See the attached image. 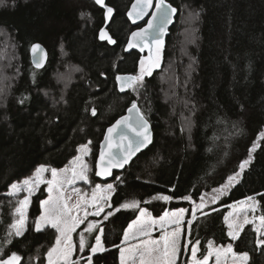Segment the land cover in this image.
Returning a JSON list of instances; mask_svg holds the SVG:
<instances>
[{
	"label": "trees",
	"instance_id": "obj_1",
	"mask_svg": "<svg viewBox=\"0 0 264 264\" xmlns=\"http://www.w3.org/2000/svg\"><path fill=\"white\" fill-rule=\"evenodd\" d=\"M132 1L108 2L114 9L109 26L117 40L113 46L98 40L104 17L93 0H6L7 6L0 7V246L16 205L4 195L8 185L31 176L40 165L64 168L89 140L91 183L81 184L91 189L102 183L95 177L99 143L133 101L150 122L153 141L109 181L116 188L115 206L139 201L154 217L165 209H190L192 203L180 198L191 195L196 203L202 195L209 198L238 170L255 141L259 147L239 183L204 209L208 217L197 212L189 239L200 240L199 258L206 254L208 240L227 246L231 241L223 217L228 205L247 197L256 198V215H264V140H257L264 132V0H170L177 11L161 66L145 77L142 88L120 93L116 75L136 74L141 57L123 50L133 30L126 18ZM35 42L49 53L41 70L30 63L29 47ZM158 195L173 199H155ZM45 198L42 185L31 198L29 225L40 215ZM104 214L88 219L101 222L110 248L96 264H119V251L112 244L121 243L123 230L138 212L122 209L109 221L103 220ZM86 227L87 222L73 234V260L90 254L78 250ZM252 227L245 226L234 251H248L250 264H264ZM95 234L84 233L89 244ZM55 235L52 229L26 231L5 252L18 253L22 264H40L31 258L39 255L43 260Z\"/></svg>",
	"mask_w": 264,
	"mask_h": 264
},
{
	"label": "snow or ice",
	"instance_id": "obj_2",
	"mask_svg": "<svg viewBox=\"0 0 264 264\" xmlns=\"http://www.w3.org/2000/svg\"><path fill=\"white\" fill-rule=\"evenodd\" d=\"M94 4L104 9V20L107 24L113 16L114 9L106 4V0H94ZM153 5L155 11L151 12L146 26L132 32L123 49L125 52L131 49L144 52L147 48L148 55L140 57L136 74L116 75L115 79L121 92L126 89L135 92L142 88L145 77L151 76L153 70L161 66L163 38L167 25L172 22V16L177 9L165 3V0H135L128 12V17L136 23L137 20L149 14L148 10ZM6 6V0H0V7ZM84 15L86 13H81V16ZM99 39L107 41L109 45L117 44V40L109 35L104 27H101L99 31ZM31 52L35 67L41 68L44 62L43 49L39 44H34ZM37 55L40 56L38 60L35 59ZM26 99L27 97H24L19 102L23 104ZM128 113L129 115L121 117L107 129L99 158L95 163V176H112L113 169H123L137 152L151 143L152 133L149 122L135 101L128 108ZM91 114L96 115L95 108L91 110ZM257 140H264V132L259 134ZM91 143L92 141L89 140L77 148L78 154L70 161L71 167L57 169L40 165L34 170L32 176L8 185V190L4 195L15 199L16 205L12 212V223L8 225L6 238L0 246V264H22V257L18 253L5 252L7 245L13 242V238L23 237L29 230L41 233L49 229L56 233L55 243L48 248L43 260L39 255L31 259L39 260L40 264H80L81 259H86V264H96V261L108 253L110 248L106 246L105 229L100 226L101 222L88 220V217H99L101 213H105L103 220L109 221L122 209H131L138 212V215L123 230L121 243L112 244V248L119 251V264H180L179 257L182 251L185 253L190 251V257L185 259L184 264H209L211 257H215V264H221L222 258L224 264H250L251 257L248 251L239 253L234 251V243L241 239V233L245 231L246 225H252V231L256 233L255 249L264 251V215H255L258 211V202L254 197H247V203L237 202L239 206L228 205L232 211L223 217V222L228 229L227 236L231 241L227 246H217L214 241L208 240L206 254L199 258L201 245L199 239L185 238L182 243V236L185 234L187 237L191 236L192 228L198 220L197 212L208 217L210 212H205L204 209L210 204H215L221 196L227 194L232 186L239 183L242 173L253 161V153L259 147L257 142L254 141L248 149V156L240 162L238 170L229 175L223 185L213 189V194L209 198L202 195L199 203H196L191 195H184L180 199L190 201L192 203L190 209L183 207L174 211L165 209L158 217H154L146 208L140 207L139 201L133 200L115 206L112 201V195L116 191L113 183L96 184L91 194L75 187L72 188L71 193L68 192V186L74 185L77 181H83L85 184L91 183L88 175L91 168L85 161V157L91 152L89 147ZM48 171L51 172L50 180L44 178V173ZM68 173H71L70 177ZM115 181L120 182L121 177L116 176ZM45 183L48 185L49 196L40 202V215L33 225H29L28 209L31 197L40 185ZM21 192L27 193L22 199L19 198ZM73 197H75L74 202ZM155 198L169 202L173 196L158 195ZM216 211L218 209H211V212ZM249 211L253 213L251 218ZM85 222H87V227L80 233L78 250L80 253L87 250L90 254L73 260V253L76 250L73 233ZM157 229L160 230L161 235L159 239H152V233ZM85 232L89 235L96 233L93 244H89L84 235ZM130 240L138 242L129 244ZM121 245L127 246L122 247Z\"/></svg>",
	"mask_w": 264,
	"mask_h": 264
},
{
	"label": "water",
	"instance_id": "obj_3",
	"mask_svg": "<svg viewBox=\"0 0 264 264\" xmlns=\"http://www.w3.org/2000/svg\"><path fill=\"white\" fill-rule=\"evenodd\" d=\"M93 2H94V0H93ZM108 2H109V0H106V4H107L108 6H111V5L108 4ZM134 2H135V0L132 1V3L130 4V6H129L127 12H126V18H127V20L129 21V23L131 24V26L133 27V30L131 31V33L134 32V31H137V30L140 29V28L145 27L146 24H147L148 19L150 18L151 12L155 11V7H154V5H153V7L150 8V9L148 10V11H149V14H148V15H146V16H145L143 19H141V20H137L136 23H133V22L129 19V17H128V12H129V10L131 9V6H132V4H133ZM165 3L171 5L170 0H165ZM97 6H98V5H97ZM171 6H172V5H171ZM98 7H99V6H98ZM111 7H112V6H111ZM172 7H173V6H172ZM99 8H100V7H99ZM112 8H113V7H112ZM100 9L103 11V17H104V9H102V8H100ZM113 16H114V12H113ZM113 16L110 18V20L107 22V24L105 23V20H104V23H103V25H102V27H104V28L106 29V31H108L109 35H111L110 32H109V26H110V24H111V21H112ZM175 17H176V13L172 16V22L169 23V24L167 25L166 32H165V35H164V38H163V39H164V42H165V40H166V38H167V36H168V34H169V32H170V30H171L173 24H174ZM100 29H101V28H100ZM100 29H99V31H100ZM99 31H98V40L101 41V40L99 39ZM131 33H130V35H131ZM130 35H129V36H130ZM128 38H129V37H128ZM101 42H106V43H107V41H101ZM34 44H39V45L41 46V48L43 49L44 62H43V66H42L41 68H39V69L35 67L34 62H33L34 58H33L32 52H31V47H32V45H34ZM32 45L29 47L30 63H31V65H32V67H33L34 69H36V70H41V69H43V68L46 66V64H47V62H48L49 53H48L47 49L45 48V46H44L42 43H40V42H35V43H33ZM126 45H127V43H126ZM126 45L124 46V48L126 47ZM111 46H113V45H111ZM130 52H137V53H139L141 56H146V57H147V55H148L147 48H145L144 52H140L139 49H131V50H129L127 53H130ZM39 58H40L39 55H37V57H35V59H37V60H38ZM118 75H126V74H118ZM116 84H117L118 91H119L120 93H126V92H128V91L130 90V89H126L124 92H121V91L119 90V85H118L117 82H116ZM130 106H131V105H130ZM130 106H129V107H130ZM129 107H128V108H129ZM128 108H127V110L125 111L124 114H122L121 116H119V117H118L113 123H111V124L105 129V132H104V134H103L102 140H101L100 143H99V149H98V154H97V158H96V160L99 158L100 148H101V145L104 143V137H105V135L107 134V129H108L109 127H111L113 124H115V122H116L117 120H119L121 117L129 115V113H128ZM148 122H149V121H148ZM149 128H150V131H151V133H152L151 143H149L146 147L142 148L139 152H137L136 155L132 158L131 162H130L128 165H125V167H124L123 169H113V175L110 176V177H97V176H95V177H96L100 182H102V183H107V182H109V181H111V180L113 179V177L115 176V174L123 172V171H124V170H125V169H126L131 163H132V161H133L138 155H140L142 152H144L146 149H148L149 146L152 144V141H153V130H152V126H151L150 122H149ZM129 135H131V133H129ZM95 163H96V161H95ZM186 238L189 239V237H187V236H186ZM187 257H188V252H187V253L183 252L182 259H181V264H184V261H185V259H187Z\"/></svg>",
	"mask_w": 264,
	"mask_h": 264
},
{
	"label": "rangeland",
	"instance_id": "obj_4",
	"mask_svg": "<svg viewBox=\"0 0 264 264\" xmlns=\"http://www.w3.org/2000/svg\"><path fill=\"white\" fill-rule=\"evenodd\" d=\"M146 57V56H145ZM161 60H162V57H161ZM154 70H156V69H154ZM153 70V71H154ZM78 154V153H77ZM76 154V155H77ZM88 157V156H87ZM87 157H85V161L88 163V161H87ZM72 160H73V158H72ZM71 160V161H72ZM65 167H71V164H70V162L65 166ZM64 167V168H65ZM63 169V168H62ZM32 176V175H31ZM68 176L70 177L71 176V173H68ZM44 178L46 179V180H50L52 177H51V172L50 171H48V172H46V173H44ZM81 183H84L83 181H77L74 185H70V186H68V192L69 193H71V190H72V188L73 187H75V188H79V189H81V191L82 192H87V193H89V194H91V191H92V189L95 187V185L91 188V189H85V187L83 186V184H81ZM107 183H111V182H107ZM97 184H101V185H104V184H106V183H97ZM42 185H44L45 186V191L47 190V188H48V185L45 183V184H41L40 185V187L42 186ZM39 187V188H40ZM39 188L34 192V194H36L37 193V191L39 190ZM21 194L23 195V197L25 196V195H27V193H24V192H21ZM33 194V195H34ZM32 195V196H33ZM49 195H47V193H46V197H48ZM32 198V197H31ZM255 198V197H254ZM156 199V198H155ZM74 200H75V197H73V202H74ZM255 200H256V198H255ZM242 201H245L246 203H247V201H246V199L245 200H242ZM257 201V200H256ZM233 206H239L237 203H234V204H232ZM232 211V208H229V211H228V213L229 212H231ZM227 213V214H228ZM83 213H81V215H82ZM102 214V213H101ZM253 215V213L251 212V211H249V217L251 218V216ZM255 215H256V213H255ZM91 217H94V216H89L88 217V219L89 218H91ZM242 219V218H241ZM82 225V224H81ZM80 225V226H81ZM74 234V233H73ZM160 235H161V232H160V230L159 229H157V230H154L153 231V233H152V239H159V237H160ZM73 242H74V239H73ZM138 241H136V240H130L128 243L129 244H135V243H137ZM182 242H183V236H182ZM74 245H75V242H74ZM125 246H127V245H125ZM74 253H75V251H74ZM73 256H74V254H73ZM180 256H181V254H180ZM190 257V251L188 252V257L187 258H189ZM73 258V257H72ZM179 259H180V257H179ZM86 264V263H85ZM209 264H215V257H211L210 258V260H209ZM221 264H224V259L222 258V261H221Z\"/></svg>",
	"mask_w": 264,
	"mask_h": 264
},
{
	"label": "crops",
	"instance_id": "obj_5",
	"mask_svg": "<svg viewBox=\"0 0 264 264\" xmlns=\"http://www.w3.org/2000/svg\"><path fill=\"white\" fill-rule=\"evenodd\" d=\"M46 193H47V195H49V193H48V191L46 190ZM48 197H46L45 199H47ZM45 199H43V200H45ZM176 210V209H175ZM170 211H174V210H170ZM74 243V242H73ZM125 245H122V247H124ZM74 254V253H73Z\"/></svg>",
	"mask_w": 264,
	"mask_h": 264
}]
</instances>
